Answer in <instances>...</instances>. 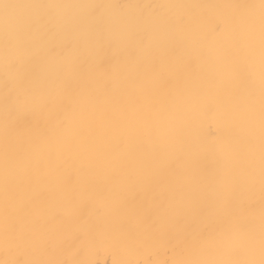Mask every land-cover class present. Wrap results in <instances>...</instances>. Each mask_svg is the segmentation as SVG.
I'll list each match as a JSON object with an SVG mask.
<instances>
[{
	"label": "bare ground",
	"instance_id": "1",
	"mask_svg": "<svg viewBox=\"0 0 264 264\" xmlns=\"http://www.w3.org/2000/svg\"><path fill=\"white\" fill-rule=\"evenodd\" d=\"M0 264H264V0H0Z\"/></svg>",
	"mask_w": 264,
	"mask_h": 264
}]
</instances>
